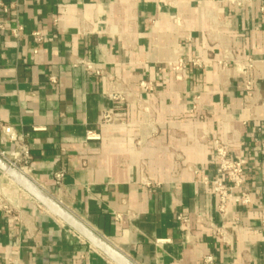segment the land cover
Returning a JSON list of instances; mask_svg holds the SVG:
<instances>
[{
  "label": "crops",
  "instance_id": "obj_1",
  "mask_svg": "<svg viewBox=\"0 0 264 264\" xmlns=\"http://www.w3.org/2000/svg\"><path fill=\"white\" fill-rule=\"evenodd\" d=\"M262 8L0 0V124L28 176L137 264H264ZM214 139L244 160L223 214ZM0 264L114 263L0 172Z\"/></svg>",
  "mask_w": 264,
  "mask_h": 264
},
{
  "label": "built area",
  "instance_id": "obj_2",
  "mask_svg": "<svg viewBox=\"0 0 264 264\" xmlns=\"http://www.w3.org/2000/svg\"><path fill=\"white\" fill-rule=\"evenodd\" d=\"M264 11V8H262ZM38 33H35L37 36ZM80 64L84 69L93 74H100V70L90 61L82 60ZM250 67V65H249ZM145 87V83H141ZM104 121H116V115L107 113L104 115ZM0 137L2 140L8 142L11 147L9 149H0V156L8 162L10 166L20 170L28 175L31 166V152L26 141V135L17 132L13 126L8 124H0ZM97 136L88 135V138L95 139ZM260 147L264 151V140L260 141ZM215 150V157L218 161L217 172L222 175L223 179H213L211 185L218 195V210L223 214L227 210V202L232 199L233 187L238 186L243 180L244 174V160H232L228 156V151L224 144L219 139L213 140ZM64 177V170L55 172V183L60 184ZM176 220L182 226H187L191 217L189 213L180 212L176 216ZM207 262H211L212 258L207 257Z\"/></svg>",
  "mask_w": 264,
  "mask_h": 264
},
{
  "label": "water",
  "instance_id": "obj_3",
  "mask_svg": "<svg viewBox=\"0 0 264 264\" xmlns=\"http://www.w3.org/2000/svg\"><path fill=\"white\" fill-rule=\"evenodd\" d=\"M0 172L18 188L28 194L52 216L58 218L85 239L94 248L104 254L114 264H137L106 238L88 226L83 220L66 209L59 201L51 196L42 186L27 174L13 168L0 156Z\"/></svg>",
  "mask_w": 264,
  "mask_h": 264
}]
</instances>
